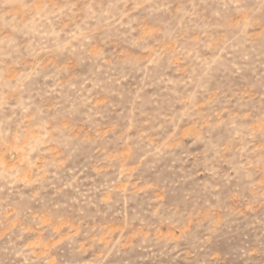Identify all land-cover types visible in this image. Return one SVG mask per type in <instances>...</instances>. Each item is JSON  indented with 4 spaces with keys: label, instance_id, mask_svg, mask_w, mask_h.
Masks as SVG:
<instances>
[{
    "label": "rangeland",
    "instance_id": "obj_1",
    "mask_svg": "<svg viewBox=\"0 0 264 264\" xmlns=\"http://www.w3.org/2000/svg\"><path fill=\"white\" fill-rule=\"evenodd\" d=\"M0 264H264V0H0Z\"/></svg>",
    "mask_w": 264,
    "mask_h": 264
}]
</instances>
